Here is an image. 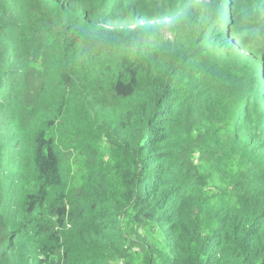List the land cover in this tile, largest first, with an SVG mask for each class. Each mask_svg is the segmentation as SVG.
I'll return each mask as SVG.
<instances>
[{"label":"trees","instance_id":"trees-1","mask_svg":"<svg viewBox=\"0 0 264 264\" xmlns=\"http://www.w3.org/2000/svg\"><path fill=\"white\" fill-rule=\"evenodd\" d=\"M0 264H264V0H0Z\"/></svg>","mask_w":264,"mask_h":264},{"label":"rangeland","instance_id":"rangeland-1","mask_svg":"<svg viewBox=\"0 0 264 264\" xmlns=\"http://www.w3.org/2000/svg\"><path fill=\"white\" fill-rule=\"evenodd\" d=\"M117 0H109V2L115 3ZM147 236L150 240V242L155 245L158 249L165 248V239L163 233L159 230V232L156 231H146L144 230L142 232V237ZM167 250V248L165 249ZM137 263H140L141 261H136Z\"/></svg>","mask_w":264,"mask_h":264}]
</instances>
